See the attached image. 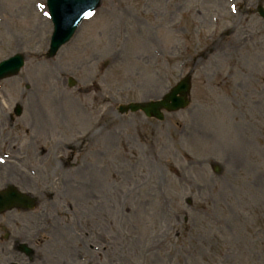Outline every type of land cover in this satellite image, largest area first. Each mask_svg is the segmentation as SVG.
<instances>
[{"label":"rangeland","instance_id":"1","mask_svg":"<svg viewBox=\"0 0 264 264\" xmlns=\"http://www.w3.org/2000/svg\"><path fill=\"white\" fill-rule=\"evenodd\" d=\"M41 3L0 0V61L26 56L0 81V189L37 199L0 216L32 260L0 264H264V0H101L50 60ZM186 75L185 110L117 114Z\"/></svg>","mask_w":264,"mask_h":264},{"label":"water","instance_id":"2","mask_svg":"<svg viewBox=\"0 0 264 264\" xmlns=\"http://www.w3.org/2000/svg\"><path fill=\"white\" fill-rule=\"evenodd\" d=\"M95 5V0H50L49 8L52 15V18L55 23V37L59 40V45L63 42L67 41L70 35L72 34L75 26L78 21L84 15V11L87 7L92 9ZM14 61H18V57L14 59ZM9 62L3 63L1 66H4L5 69L15 67L13 64L7 65ZM3 72L5 70L2 69ZM12 71L9 70L8 73ZM188 86H184L178 89V92L186 94ZM187 102L183 99L177 100V103L173 105H167V109H176L179 106H184ZM149 110L153 113V109H157L155 105L149 106ZM7 202H5V205ZM3 208H1L2 210Z\"/></svg>","mask_w":264,"mask_h":264},{"label":"snow or ice","instance_id":"3","mask_svg":"<svg viewBox=\"0 0 264 264\" xmlns=\"http://www.w3.org/2000/svg\"><path fill=\"white\" fill-rule=\"evenodd\" d=\"M45 15H47V13H45ZM88 15H89V16H91L92 14H91V13H89Z\"/></svg>","mask_w":264,"mask_h":264},{"label":"bare ground","instance_id":"4","mask_svg":"<svg viewBox=\"0 0 264 264\" xmlns=\"http://www.w3.org/2000/svg\"><path fill=\"white\" fill-rule=\"evenodd\" d=\"M90 185H92V184H90Z\"/></svg>","mask_w":264,"mask_h":264}]
</instances>
